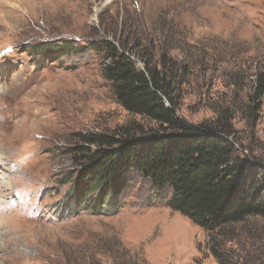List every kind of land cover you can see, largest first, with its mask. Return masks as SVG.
<instances>
[{
    "label": "rangeland",
    "instance_id": "1",
    "mask_svg": "<svg viewBox=\"0 0 264 264\" xmlns=\"http://www.w3.org/2000/svg\"><path fill=\"white\" fill-rule=\"evenodd\" d=\"M70 41L78 53L58 60L31 53ZM99 41L141 71L140 56L168 61L180 117L201 124L234 110L243 160L264 155V97L257 112L249 104L264 73V0H0V264H219L211 234L139 176L115 216L62 214L79 134L157 126L118 104L90 48ZM236 226L214 242L230 250L264 235V217Z\"/></svg>",
    "mask_w": 264,
    "mask_h": 264
},
{
    "label": "trees",
    "instance_id": "2",
    "mask_svg": "<svg viewBox=\"0 0 264 264\" xmlns=\"http://www.w3.org/2000/svg\"><path fill=\"white\" fill-rule=\"evenodd\" d=\"M90 48L100 56L103 77L112 83L118 104L157 126L134 123L112 135L79 134L69 150L76 168L65 176L71 186L62 214L88 211L115 216L124 207L122 197L130 179L139 176L150 183L156 196L169 192L168 206L211 234V250L219 264H264L260 230L239 240L235 249L226 250L214 242L227 229L264 217V184L260 186L259 178L264 155L255 156V163L243 160L242 151L236 148L234 110L219 111L215 120L192 124L178 115L173 68L167 69L168 61L159 69L138 55L144 62L141 71L111 41L92 42ZM31 53L49 61L78 51L72 41L43 42L31 48ZM254 81L250 113L261 108L264 73H258ZM250 153L248 160L255 152Z\"/></svg>",
    "mask_w": 264,
    "mask_h": 264
},
{
    "label": "bare ground",
    "instance_id": "3",
    "mask_svg": "<svg viewBox=\"0 0 264 264\" xmlns=\"http://www.w3.org/2000/svg\"><path fill=\"white\" fill-rule=\"evenodd\" d=\"M10 2V1H9ZM7 5V4H6Z\"/></svg>",
    "mask_w": 264,
    "mask_h": 264
}]
</instances>
